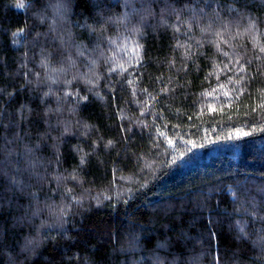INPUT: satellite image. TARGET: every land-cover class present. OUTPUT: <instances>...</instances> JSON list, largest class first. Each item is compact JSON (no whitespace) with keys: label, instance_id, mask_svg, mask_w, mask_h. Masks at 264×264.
<instances>
[{"label":"trees","instance_id":"1","mask_svg":"<svg viewBox=\"0 0 264 264\" xmlns=\"http://www.w3.org/2000/svg\"><path fill=\"white\" fill-rule=\"evenodd\" d=\"M261 48L264 0H0V264H264Z\"/></svg>","mask_w":264,"mask_h":264},{"label":"snow or ice","instance_id":"2","mask_svg":"<svg viewBox=\"0 0 264 264\" xmlns=\"http://www.w3.org/2000/svg\"><path fill=\"white\" fill-rule=\"evenodd\" d=\"M261 51L264 52V48H261ZM238 134H239V133H238ZM160 135L163 136L164 133L161 132ZM244 135H247V133H244ZM109 143H111V142H109ZM167 143L169 144V146H172L173 143H174V141H173L172 139H168V140H167ZM83 162H84V160H83V158H82V159H81V163H83ZM173 162L175 163L176 161H173Z\"/></svg>","mask_w":264,"mask_h":264}]
</instances>
